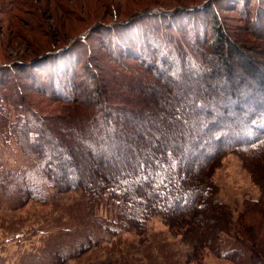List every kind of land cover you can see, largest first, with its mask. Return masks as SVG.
<instances>
[{
  "label": "trees",
  "instance_id": "16d2710c",
  "mask_svg": "<svg viewBox=\"0 0 264 264\" xmlns=\"http://www.w3.org/2000/svg\"><path fill=\"white\" fill-rule=\"evenodd\" d=\"M199 4L98 23L107 54L81 35L64 56L53 46L31 58L59 54L44 76L28 72L41 98L23 96L2 64L0 102L17 114L0 121L34 160L21 173L0 169V204L33 201L68 219L23 264H71L93 250L102 255L90 264H202L206 253L264 264V42L229 32L213 0ZM177 128L185 134L174 139ZM229 154L260 193L239 210L218 199L212 179ZM90 157L104 176L89 177ZM154 217L170 236L150 237Z\"/></svg>",
  "mask_w": 264,
  "mask_h": 264
},
{
  "label": "rangeland",
  "instance_id": "374dc122",
  "mask_svg": "<svg viewBox=\"0 0 264 264\" xmlns=\"http://www.w3.org/2000/svg\"><path fill=\"white\" fill-rule=\"evenodd\" d=\"M207 1L212 0H0V69L4 68L2 64L8 63V66L14 68L13 73L17 75V81L22 85L23 96L27 94L41 98L42 95L39 96L38 90L33 87L35 83L32 85L28 80L29 70L44 76L43 70H47L54 56H59L56 53L59 52L60 56L66 55V46L75 42L81 35L88 37L87 44L93 50L107 54L108 50L100 42V40L104 41L107 35L103 36L98 33L100 22L113 23L116 19L118 21L120 18L129 19L135 11L154 5L175 8L201 2L199 5L203 6ZM213 1L216 3L218 13L224 18L226 26L229 27V32L231 30L236 35L242 34L246 40L251 42L258 41L261 44L264 42V0L260 8L258 0ZM254 11L262 13V18L258 20L261 27L256 30L253 29L254 23L251 16ZM251 29L255 31L252 33ZM245 31H250V33ZM110 38L114 39L115 36L110 34ZM112 41L109 40L110 45ZM53 46L58 47L55 49V55H46L37 62H30L31 58L35 59L41 57L43 53L52 52L53 50L49 49L54 48ZM107 59L109 60L110 57ZM130 63L138 65L136 60H131ZM37 66L42 67V70H39ZM0 91L1 95L7 92L2 85ZM54 107L57 106L52 104L51 108L54 109ZM16 114L12 106L0 102V116H9L11 121H15ZM183 130V128H177V136L174 139L184 135ZM90 158L86 165L90 168L89 177L93 179L95 173L104 176L105 172L101 167L96 169L95 173L92 172L91 169L94 168L96 162L92 161L93 157ZM33 160L22 154L20 145L0 121L1 171L24 172L31 167ZM122 165L123 163H119L117 168ZM212 179L218 186V199L237 210L244 200L256 199L260 195L249 172L234 154H229L216 166ZM100 214H105V212L100 211ZM66 223L68 219L61 212L54 211L51 205L44 206L31 201L21 208L11 210L1 203L0 264H23L24 256L33 252L38 253L49 236L61 232ZM147 227L153 240L154 237L163 238L169 235H167V227L159 217L152 218ZM128 238L132 237L128 236ZM171 240L174 241L175 245H173L180 251L181 256H184L187 248L177 242L179 239L171 238ZM100 255H102L100 250H93L71 264H90ZM202 264L233 263L206 253Z\"/></svg>",
  "mask_w": 264,
  "mask_h": 264
}]
</instances>
